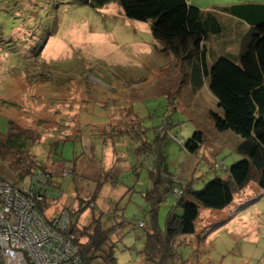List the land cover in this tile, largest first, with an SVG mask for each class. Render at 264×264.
Wrapping results in <instances>:
<instances>
[{
	"label": "rangeland",
	"instance_id": "374dc122",
	"mask_svg": "<svg viewBox=\"0 0 264 264\" xmlns=\"http://www.w3.org/2000/svg\"><path fill=\"white\" fill-rule=\"evenodd\" d=\"M227 1L195 2L210 9ZM244 36L230 46L233 59ZM215 37L207 47L209 67L220 50ZM172 56L151 23L128 18L116 2L97 9L81 0H0V132L8 134L12 121L37 136L25 152L0 153V176L29 187L42 168L37 183L49 187V214L57 215L80 208L77 182L89 198L98 178L114 173L80 222L89 224L95 210L111 226L121 202L126 225L117 264H143L146 228L139 224L151 219L150 169L155 181L170 174L175 185L193 180L201 189L216 177L231 179L230 167L245 159L238 150L243 138L215 127L211 111L222 109L210 77L197 63ZM198 130L206 142L191 154L184 144ZM75 156L81 159L73 177L70 163L58 161ZM18 173L26 174L23 180ZM173 209L183 213L170 191L158 207L161 228ZM200 217L196 233L181 238L185 261L200 255L198 264H264V189L257 183L223 210L202 208Z\"/></svg>",
	"mask_w": 264,
	"mask_h": 264
},
{
	"label": "trees",
	"instance_id": "16d2710c",
	"mask_svg": "<svg viewBox=\"0 0 264 264\" xmlns=\"http://www.w3.org/2000/svg\"><path fill=\"white\" fill-rule=\"evenodd\" d=\"M81 1L97 9L116 2L123 8L128 18L151 23L153 34L163 51L178 59H188L190 62L197 63L199 70L202 69L204 74L210 77V91L222 109L220 112L211 111L216 129L231 130L243 138L238 150L245 159L230 167L231 179L229 180L216 177L206 183L203 188L197 189L193 180L180 183V186L175 185L176 180L170 174L164 180L155 181L156 175L150 169L153 179L145 198L152 204L151 219L149 223L140 222L139 224L146 228L142 263L190 264L191 261V264H198L199 261L194 260L197 257L199 260L200 255H192L188 262L182 258L179 248L181 245H187L181 239L182 237H189L196 233V224L201 218L202 208L223 210L229 207L236 193L246 189L252 182L264 189V4L235 3L203 10L188 0ZM221 13L247 22L251 25V29L244 36L240 54L236 59L222 55L209 67L208 46L204 43L212 36L222 33ZM36 139L37 136L30 129L19 128L11 121L10 132L8 134L0 132V153L17 150L25 152ZM60 142H56V146ZM205 142L204 132L198 130L184 146L187 152L195 154ZM80 157L75 156L72 160L63 158L58 162L70 163V167H65L70 169L74 177L77 173L75 167ZM30 166L26 168L27 174ZM39 169L43 171L42 168H38L37 171ZM25 176L26 174L18 173V181L23 180ZM46 176L48 177L49 174ZM107 176H110L109 179L115 178L112 172L110 175L106 174L98 178L95 188L88 195L89 198H85L84 193L78 189V184L80 186L82 181L77 182L76 197L81 206L77 210H69L71 217L65 233L75 237L83 264H98L100 261L106 264H117L116 249L126 225L123 207H120L121 202L112 212L115 218L121 214L118 218L120 220L116 219L111 226L107 227L103 214L97 215L95 210L89 224L83 226L80 222L82 214L91 206L94 207V202L99 199L100 191L108 180ZM0 178L7 180L3 176ZM10 182L16 186L22 185V183ZM29 187L43 192L45 200L40 203V208L48 219H52L55 215L49 214L47 206L49 187L41 189L37 182ZM176 189L181 191L180 196L175 193ZM170 191L177 196L178 206H181L183 213L179 215L176 209L171 210L166 227L163 229L158 223V207ZM116 236L117 239H115Z\"/></svg>",
	"mask_w": 264,
	"mask_h": 264
},
{
	"label": "built area",
	"instance_id": "2783aa9c",
	"mask_svg": "<svg viewBox=\"0 0 264 264\" xmlns=\"http://www.w3.org/2000/svg\"><path fill=\"white\" fill-rule=\"evenodd\" d=\"M33 175L38 182L45 173ZM44 200L34 187L0 178V264H83L75 237L65 233L69 209L48 219L40 208Z\"/></svg>",
	"mask_w": 264,
	"mask_h": 264
},
{
	"label": "crops",
	"instance_id": "0c3cea01",
	"mask_svg": "<svg viewBox=\"0 0 264 264\" xmlns=\"http://www.w3.org/2000/svg\"><path fill=\"white\" fill-rule=\"evenodd\" d=\"M191 3L195 4V5H199L197 4L195 1L196 0H188ZM229 2H231V0H228L227 3H223L222 5H215L214 7H211L210 9H203V10H211L215 7L218 6H225V5H232V4H228ZM239 3H246L244 0H241ZM235 4V3H233ZM199 7V6H198ZM208 8V7H207ZM202 9V8H201ZM221 21L223 24V31L222 33H220V35H214L216 36L214 39V43L218 45L219 47V51H218V55H216V57H220L222 55H228V56H232V54L230 53V46L235 43V42H241L242 37L245 35V32L249 31L251 29V25L248 24L247 22L235 17V16H231L225 13H221ZM238 33V35H237ZM211 41V38L205 42L204 44L207 46H209V43ZM240 47H242V44H240ZM241 50L239 49V52ZM173 57V56H172ZM238 57V56H237ZM81 159V157H80ZM80 159L78 160L77 164H79ZM63 163V162H61ZM59 163L57 166H60ZM65 166V163L62 164V166ZM135 169H138L137 167H135ZM151 185V184H150Z\"/></svg>",
	"mask_w": 264,
	"mask_h": 264
}]
</instances>
